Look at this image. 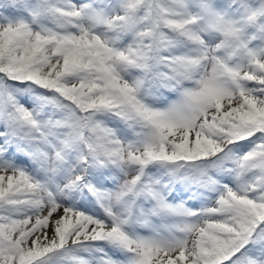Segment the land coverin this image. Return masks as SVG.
Listing matches in <instances>:
<instances>
[{
	"label": "snow or ice",
	"instance_id": "1",
	"mask_svg": "<svg viewBox=\"0 0 264 264\" xmlns=\"http://www.w3.org/2000/svg\"><path fill=\"white\" fill-rule=\"evenodd\" d=\"M0 264H264V0H0Z\"/></svg>",
	"mask_w": 264,
	"mask_h": 264
}]
</instances>
